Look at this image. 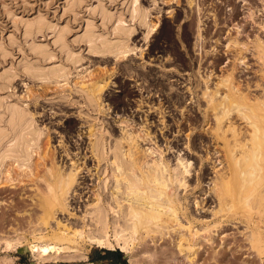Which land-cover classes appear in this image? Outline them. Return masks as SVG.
Wrapping results in <instances>:
<instances>
[{"label":"rangeland","instance_id":"rangeland-1","mask_svg":"<svg viewBox=\"0 0 264 264\" xmlns=\"http://www.w3.org/2000/svg\"><path fill=\"white\" fill-rule=\"evenodd\" d=\"M70 3L0 0V129L6 128L12 106L28 114L32 125L19 153L10 152L13 142L0 145V264H114L113 256L103 260L104 253L120 250L91 244L86 237L96 232L99 207L110 210L114 232L113 150L117 142L127 145L125 132L148 134L139 139L151 153L148 160H163L172 175L186 177L184 187L173 183L184 206L174 227L181 224L180 231L164 229L154 239L142 233L132 262L120 252L125 263L257 264L260 258L247 239L251 232L264 235V218L214 215L218 202L211 189L226 162L223 143L213 136L216 118L207 98L219 91L216 100H221L230 78L229 86L264 100V62L256 49L264 47V0ZM39 21L42 30L27 33L26 27ZM58 33L64 44L58 43ZM103 44L115 47L106 52ZM93 91L91 103L87 92ZM124 92L127 108L117 115L111 104ZM228 121L245 135L247 122L236 112ZM96 139L100 156L92 152ZM185 160L189 172L181 164ZM59 171L75 172L77 178L65 207H57L44 227L42 199ZM55 230L84 232L85 244L78 238L74 250L85 258L41 263L27 245ZM181 234L188 250L200 237L194 262L177 250Z\"/></svg>","mask_w":264,"mask_h":264},{"label":"bare ground","instance_id":"bare-ground-1","mask_svg":"<svg viewBox=\"0 0 264 264\" xmlns=\"http://www.w3.org/2000/svg\"><path fill=\"white\" fill-rule=\"evenodd\" d=\"M70 1L72 2L70 5H77V3L79 4L82 0ZM137 14L136 11L135 17L138 16ZM40 22L41 21L37 22V27H34V25L33 27L32 25L26 27L27 33L35 30L36 32H40L42 30ZM86 32L87 33L85 34L90 38L89 28H87ZM57 37L58 43H63L64 36L59 34ZM107 44H103L104 47L102 45L101 47L104 48L106 52H110V49L115 46ZM38 48L34 50L35 53L40 52V54H42V49L40 50L39 48L40 51H38ZM256 49L258 55L264 62V47ZM222 82L224 84V81ZM229 82L230 78H227L225 86H228L229 88L228 91L223 93L221 100H216V93L219 91L213 93L215 95L213 96L212 94L211 98H207L209 99L207 103L212 105V110L215 112L214 117L216 118V125L212 128L213 136L216 138L215 140H217V142L222 141V150L226 162V168L223 172L221 171L222 173H218L217 177H215L213 182L214 186L211 189L212 192L216 194L218 202V210H215L216 212L214 215L224 214L228 219L239 215L244 218H252L254 215H259L261 218H264V100H253L247 93L240 91V87H235L234 85L233 88V85L229 86ZM101 90L103 89L99 88L97 93L100 94ZM94 91L93 94L91 93L92 91L90 93L87 92L91 103L96 101V94ZM127 96L128 93L124 92L111 104L115 114L118 115L126 111L127 104L125 103L124 98ZM13 107L14 106L8 111L9 118H7V124L5 123L6 128L1 127L2 129H0V145H2L4 141H7L8 143L13 142L14 144L12 145L13 147L10 148V152L19 153L25 142L24 136L30 133L32 125L28 120V114L18 107L15 108L16 106ZM234 112H236L242 120L247 122L246 125L248 126V129L243 137H241L238 128L236 129L235 126L233 127L232 125H229V121L226 124L224 123L227 118L229 119L230 114ZM121 122L127 123L125 119ZM127 133L128 132H125V136L122 137L125 139L127 145H123L124 142L116 143L115 150H113L114 160H112L113 163L111 162L114 166L113 170L116 173V175L114 173L115 189L113 190H115V193L113 195L115 196H113V198L116 207L118 208L116 211L114 208H111V211H114L118 215L115 221L113 220L114 232L111 233L112 225L109 223L110 220L108 221L110 210H105L98 206L99 208L97 209L98 211L96 212L94 220V225L96 224V232L94 234L92 233V235L89 234L86 238L91 244L110 250H120L121 252L126 253L130 256L129 258L132 262L135 242L137 240L139 241V236L142 233L145 235L144 238H151V236L153 238V235L162 234L164 229H173L174 231L177 228L174 229L175 225H178L180 221V214L184 209V206L181 199L175 195L177 190L173 187V183L175 182V184H179L180 188L184 187L186 186L184 182L186 177L184 178L183 172L181 171L180 175H172L173 173H171L168 165L164 163L163 160H153L152 158V163L148 160L151 153L148 152L149 149L144 148L139 142V139L142 137L144 138V136L148 134L143 136L139 133L140 136L139 134L135 135L134 133ZM91 136L94 135L91 134ZM95 141H93V143L90 142L92 144V152L97 151L95 154L100 156L98 155V152H100L98 146L100 141ZM103 151L104 150L101 151V156L105 160ZM150 152L152 151L150 150ZM185 161L186 162H181V164L183 167L185 166L187 170L189 167L188 161ZM187 172H189V170H187ZM54 176H57L56 178L54 177V180L56 181L53 180L55 183L52 181L53 185L48 186L50 192L49 196L42 199V203L44 204V214L40 220L42 221L41 225L43 224L44 227L49 225L50 220L56 213L57 207H65V202L68 199L67 196L73 189L75 178H77L76 173L71 171L69 174L60 173L59 171V173ZM178 176H181L182 178ZM111 203L112 202H110V204ZM180 206H183L181 211ZM180 226L181 224H179L178 228H180ZM182 228L184 227L182 226ZM180 229L178 230L180 231ZM65 231L55 230L52 231V234L50 235L42 234V236H39L38 238L34 237V240H36L38 244L32 246L27 245V247L29 246L30 252L32 251V253L35 252V254H37L41 263L85 258L83 255L84 253L79 254L80 252L78 253L77 250H74L78 244V238H81L79 240H81V243H84V232L72 231L73 233L71 234L66 233ZM179 237L181 238L179 239L178 244H176L178 252L185 254L187 252L188 260L194 262V259L196 258L195 253H197L195 245H198L197 241L200 237L193 240L194 244L192 241L194 247L191 246L189 250L184 247V244L186 243L184 234H181ZM141 238L144 239L142 235ZM208 240L210 241L212 238L209 236ZM247 240L250 243V250L254 251V253L260 258L257 264H264V235L260 232H251ZM20 243L21 242L17 244L19 246L21 245L22 248L23 245ZM7 244V246L12 247L13 243L8 241ZM75 249H77V247ZM150 252L147 250L145 253ZM166 252L167 250L165 251L164 249V252L161 253Z\"/></svg>","mask_w":264,"mask_h":264},{"label":"trees","instance_id":"trees-1","mask_svg":"<svg viewBox=\"0 0 264 264\" xmlns=\"http://www.w3.org/2000/svg\"><path fill=\"white\" fill-rule=\"evenodd\" d=\"M104 256H106V257H103V260L104 259H108L109 256H111V257L113 256V258L111 259V261L114 264H126L125 261L122 258V253H120L119 251H115V252L105 251Z\"/></svg>","mask_w":264,"mask_h":264},{"label":"water","instance_id":"water-1","mask_svg":"<svg viewBox=\"0 0 264 264\" xmlns=\"http://www.w3.org/2000/svg\"><path fill=\"white\" fill-rule=\"evenodd\" d=\"M82 264H108V263H93V262H89V263H82Z\"/></svg>","mask_w":264,"mask_h":264}]
</instances>
